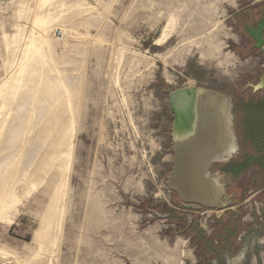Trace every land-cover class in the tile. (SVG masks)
<instances>
[{
  "label": "rangeland",
  "instance_id": "obj_1",
  "mask_svg": "<svg viewBox=\"0 0 264 264\" xmlns=\"http://www.w3.org/2000/svg\"><path fill=\"white\" fill-rule=\"evenodd\" d=\"M263 9L264 0H0V262L130 264L116 224L134 216L140 231L158 224L187 239L196 264H225L214 254L245 227L248 254L262 261L252 264H264V103L240 102L260 79L248 73L245 25ZM186 86L234 98L247 140L225 170L238 213L186 211L166 185L167 91Z\"/></svg>",
  "mask_w": 264,
  "mask_h": 264
},
{
  "label": "water",
  "instance_id": "obj_2",
  "mask_svg": "<svg viewBox=\"0 0 264 264\" xmlns=\"http://www.w3.org/2000/svg\"><path fill=\"white\" fill-rule=\"evenodd\" d=\"M248 34L264 54V18ZM252 92L264 90V73ZM172 115V169L166 178L187 211H223L234 204L227 194L230 178L216 167L227 165L239 154L235 131L234 98L214 90L186 86L167 91Z\"/></svg>",
  "mask_w": 264,
  "mask_h": 264
},
{
  "label": "crops",
  "instance_id": "obj_3",
  "mask_svg": "<svg viewBox=\"0 0 264 264\" xmlns=\"http://www.w3.org/2000/svg\"><path fill=\"white\" fill-rule=\"evenodd\" d=\"M251 57L249 58L250 62L247 69L251 76H261V69L264 68V56L255 48H252L251 53L249 54ZM256 62H261L260 64H256ZM253 67V68H252ZM259 76V78H260ZM258 78V79H259ZM253 95H248L247 99H243L241 103L256 102V103H264V97H260L252 93ZM264 113V111H262ZM264 121V118H263ZM264 123V122H263ZM264 125V124H263ZM240 142L245 143V140L242 135H237ZM243 141H242V139ZM242 143V144H243ZM237 158V157H236ZM235 158V159H236ZM233 159L227 165H219L216 168L221 172H224L228 175L230 180H232V175L226 172L225 170L229 168L235 161ZM246 203V202H244ZM241 205L232 206L226 210H223L224 213H238L240 210H237ZM187 211V210H186ZM221 212V213H223ZM220 213V214H221ZM248 217H243L244 223L248 220ZM221 221V220H219ZM226 221L230 222V218H226ZM233 222V221H231ZM103 224H101L102 226ZM117 231L120 232L116 235V242L118 246H121V253H125V256L129 260L130 264H182L184 259L188 260L189 264H196V260L194 257V251L190 250L188 247L187 239H175L174 241L167 236L161 235V227L157 224H151L148 227L144 228L142 231L139 230L138 224H134V216L130 218V222H123L120 224H116ZM127 232L126 235L123 234V231ZM238 237L228 238L227 246L225 247L224 252H217L214 256L221 258L220 261L225 264H252V262H260L261 258H257V256L252 259V255L248 254V248H246V244L244 243V237L246 236V229H243L239 232ZM141 238L147 239V243H143ZM173 241V242H172ZM214 241V240H213ZM214 241V246L218 245V249L220 250L222 245L218 244ZM223 244V243H222ZM225 246V244H224ZM236 246L239 248L237 253H235L232 257H230L228 249L232 247L233 251L236 250ZM217 264L215 258H212L211 264ZM262 262V261H261Z\"/></svg>",
  "mask_w": 264,
  "mask_h": 264
},
{
  "label": "flooded vegetation",
  "instance_id": "obj_4",
  "mask_svg": "<svg viewBox=\"0 0 264 264\" xmlns=\"http://www.w3.org/2000/svg\"><path fill=\"white\" fill-rule=\"evenodd\" d=\"M262 12H260V14H259V18H258V20H257V22H255V23H250L249 25L247 24V25H245V30H246V34H247V36H248V38H249V40L252 42V44H251V46H250V48H255L254 47V42L252 41V39L250 38V36H249V34H248V29L249 28H256L257 26H258V24H259V21L261 20V19H263L264 18V9L263 10H261ZM250 17L251 16V13H247L246 14V17ZM256 49V48H255ZM257 51H259L261 54H263L262 52H261V50L260 49H256ZM263 56H264V54H263Z\"/></svg>",
  "mask_w": 264,
  "mask_h": 264
},
{
  "label": "built area",
  "instance_id": "obj_5",
  "mask_svg": "<svg viewBox=\"0 0 264 264\" xmlns=\"http://www.w3.org/2000/svg\"><path fill=\"white\" fill-rule=\"evenodd\" d=\"M218 210H212V209H207V210H205L203 213L204 214H206V213H216ZM222 212V211H221ZM0 264H9V263H7V262H0Z\"/></svg>",
  "mask_w": 264,
  "mask_h": 264
}]
</instances>
